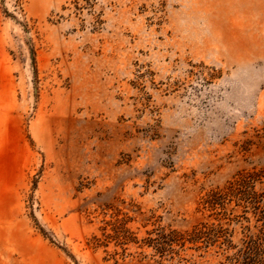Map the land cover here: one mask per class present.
<instances>
[{
  "label": "rangeland",
  "instance_id": "obj_1",
  "mask_svg": "<svg viewBox=\"0 0 264 264\" xmlns=\"http://www.w3.org/2000/svg\"><path fill=\"white\" fill-rule=\"evenodd\" d=\"M256 193L264 0H0V264H264Z\"/></svg>",
  "mask_w": 264,
  "mask_h": 264
},
{
  "label": "trees",
  "instance_id": "obj_2",
  "mask_svg": "<svg viewBox=\"0 0 264 264\" xmlns=\"http://www.w3.org/2000/svg\"><path fill=\"white\" fill-rule=\"evenodd\" d=\"M245 184V183H244ZM263 195H264V193H260V194H253V198H254V200H255V204L257 205H259V204H263L264 205V197H263ZM258 209H260V208H258ZM263 219H264V217L263 216H261ZM178 237V241L180 242V240L182 239L180 236H177Z\"/></svg>",
  "mask_w": 264,
  "mask_h": 264
}]
</instances>
